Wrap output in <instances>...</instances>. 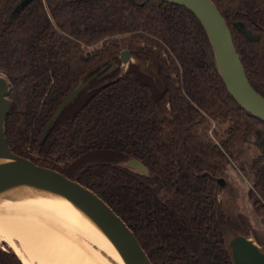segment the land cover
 <instances>
[{"label":"trees","instance_id":"16d2710c","mask_svg":"<svg viewBox=\"0 0 264 264\" xmlns=\"http://www.w3.org/2000/svg\"><path fill=\"white\" fill-rule=\"evenodd\" d=\"M251 85L264 97V0H212ZM133 58L121 74L120 52ZM209 37L184 6L162 0H0V74L12 107L10 149L79 181L133 230L152 264H233L217 178L255 136L248 196L264 226V122L228 92ZM105 62L114 68L52 114L75 83ZM153 65L162 89L140 69ZM210 120L227 123L219 142ZM137 159L140 173L125 163ZM256 241L257 234L252 232ZM0 243V264H23Z\"/></svg>","mask_w":264,"mask_h":264},{"label":"water","instance_id":"95a60500","mask_svg":"<svg viewBox=\"0 0 264 264\" xmlns=\"http://www.w3.org/2000/svg\"><path fill=\"white\" fill-rule=\"evenodd\" d=\"M162 1L184 6L197 17L209 37L213 49V61L228 92L244 110L264 122V97L251 85L240 55L235 50L230 29L213 1ZM119 57L122 62L121 74H123L133 58L130 51L126 48L120 52ZM113 66V62H105L95 67L75 83L49 119L41 135L40 142L44 139L59 114L68 105L73 103L83 90L109 73L115 67ZM139 67L142 70L141 66ZM156 85L158 87L157 83ZM9 90V80L3 74H0V159L7 158L15 161V164L11 166L0 168V191L31 186L65 193L75 198L99 219L108 230L129 264H152L148 254L137 239L133 230L95 191L79 181L66 177L55 169L41 166L28 158L15 154L10 149L5 136V121L13 105L12 100L9 98ZM217 183L219 186H223L225 184L224 178H217ZM226 216L232 220H237V218L229 216L228 214H226ZM225 225L229 226L227 224ZM229 227L232 229L233 235L228 244L225 241L224 230L223 236L233 264H264V251L262 250L264 243H258L253 237L241 231H236L231 226Z\"/></svg>","mask_w":264,"mask_h":264},{"label":"bare ground","instance_id":"6f19581e","mask_svg":"<svg viewBox=\"0 0 264 264\" xmlns=\"http://www.w3.org/2000/svg\"><path fill=\"white\" fill-rule=\"evenodd\" d=\"M13 164L0 159V168ZM0 239L23 264H129L96 216L75 198L46 188L0 191Z\"/></svg>","mask_w":264,"mask_h":264},{"label":"rangeland","instance_id":"374dc122","mask_svg":"<svg viewBox=\"0 0 264 264\" xmlns=\"http://www.w3.org/2000/svg\"><path fill=\"white\" fill-rule=\"evenodd\" d=\"M140 66L144 72L150 74L154 78L158 87L162 88V83L158 78L156 68L153 65L144 62H140ZM226 126L227 123L210 120L207 134L214 142H219ZM258 155L259 151L255 145V136H251L246 142L239 146L238 154H234L229 158V163L223 177L225 180V186L220 189L218 197L222 202L225 213L234 218H237L238 215L244 216L248 227L252 228V231L249 232V236L254 238L252 232H255L257 234V242L263 244L264 226L262 223V217L255 212L252 201L248 196L249 190L253 188L254 179V175L251 171V164L253 159ZM125 164L135 171L141 173L146 172V167L140 160L131 159ZM223 230L225 241L228 244L232 238L233 231L226 225ZM0 243L8 244V242L4 240L2 241L1 239ZM262 250L264 251V246L262 247Z\"/></svg>","mask_w":264,"mask_h":264}]
</instances>
